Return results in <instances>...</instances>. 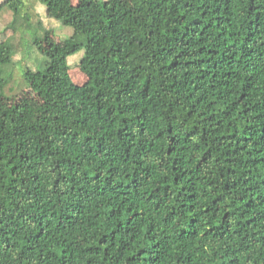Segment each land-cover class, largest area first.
Listing matches in <instances>:
<instances>
[{
	"label": "trees",
	"instance_id": "obj_1",
	"mask_svg": "<svg viewBox=\"0 0 264 264\" xmlns=\"http://www.w3.org/2000/svg\"><path fill=\"white\" fill-rule=\"evenodd\" d=\"M42 1L74 34L38 104L0 42V264H264V0Z\"/></svg>",
	"mask_w": 264,
	"mask_h": 264
},
{
	"label": "rangeland",
	"instance_id": "obj_2",
	"mask_svg": "<svg viewBox=\"0 0 264 264\" xmlns=\"http://www.w3.org/2000/svg\"><path fill=\"white\" fill-rule=\"evenodd\" d=\"M73 2L76 3L77 0ZM27 12H29L27 17L19 20H15L8 8H3L0 13V42L10 39L14 46L12 60L3 70V75L7 79L2 97V105L5 107L10 106L14 100L21 104L40 102L38 95L26 81V72L43 69L48 60L43 49L54 44H62L74 34L72 27L47 15L42 0H26L22 13L26 15ZM11 26H16V30ZM84 54L83 47L68 57L70 76L78 85L87 81V76L80 69Z\"/></svg>",
	"mask_w": 264,
	"mask_h": 264
}]
</instances>
